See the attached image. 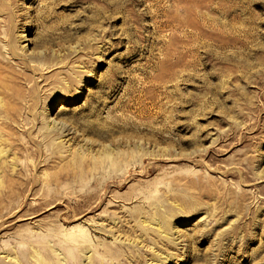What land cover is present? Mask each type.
<instances>
[{
    "label": "rangeland",
    "instance_id": "obj_1",
    "mask_svg": "<svg viewBox=\"0 0 264 264\" xmlns=\"http://www.w3.org/2000/svg\"><path fill=\"white\" fill-rule=\"evenodd\" d=\"M0 59L16 113L0 118L16 139L0 191L24 163L55 184L0 201L1 263L47 244L69 261L56 241L18 237L76 233L92 241L80 261L111 248L122 257L103 264H264V0H0ZM83 169L98 183L78 192L88 201L73 190Z\"/></svg>",
    "mask_w": 264,
    "mask_h": 264
},
{
    "label": "bare ground",
    "instance_id": "obj_2",
    "mask_svg": "<svg viewBox=\"0 0 264 264\" xmlns=\"http://www.w3.org/2000/svg\"><path fill=\"white\" fill-rule=\"evenodd\" d=\"M25 39H26V37H25ZM29 40L30 39H26L25 41H29ZM15 49L16 48L14 45L8 44L7 52L9 53V55L12 58L16 57V55H15L16 50ZM13 56H15V57H13ZM42 59H43V57H41V56H34L30 60L31 61H42ZM47 60H48V62L46 63V65H47L46 67H47V69H50V72L53 70H56L55 68L60 66V63H58L54 58L47 59ZM0 63L3 66V68H2L3 71H9V69H10L9 66L7 64H5L3 62V60L0 59ZM22 65H23L22 69L24 71L31 70V72L34 75L38 74V78L40 79V81L36 82L34 84H39L40 82L45 81L44 80L45 75L41 74L40 71L37 70V68L30 66L28 63H22ZM12 73H13L14 77L10 80V83L15 84L16 80L18 78L16 76L17 73H16V71H14ZM70 83L72 85H76V82L74 79H70ZM6 94H8V93L6 92ZM9 95L12 96L13 95L12 92L9 93ZM15 114H16L15 110L13 108H9L8 106L2 104L1 99H0V118L4 117L5 119H7L9 117H14ZM1 115H3V116H1ZM61 115L65 116V118H66V116H68V115H70V117L74 116V113L61 112ZM65 118H62V119L64 120ZM69 119H68V121H70ZM68 121H67V123H68ZM61 122H63V121H61ZM52 125H53L52 127L50 126L51 128H47L49 126V125H47V127H45V129L43 128V130L41 132H39L40 133L39 135L37 134L38 135L37 137L40 136L42 139L41 144L43 142H47L48 139L50 138V135L57 130L55 123H53ZM59 125H60V122H59ZM3 127L4 126L0 123V177H2L3 179H7V177L10 175L9 172L13 171V169H14L11 167L10 171L7 170V168H8L6 166L8 164L7 158H9L7 154L11 150L16 139L10 138L7 135V133L3 132ZM89 128H90V126H89ZM58 130H60V129H58ZM18 137H19V135H18ZM27 142L29 143L30 146L29 147L24 146V150H26L28 152L29 158L35 159L39 153L42 154V152H43L42 150H40L39 152L37 150L38 149V146H37L38 141L36 140V136H33V137L30 136V138H28ZM56 159H57L56 153L52 152L49 155L43 156L41 158V162L44 165H49L50 163H52ZM109 161H112V160H110L108 157H106V158L104 157V158L100 159V161L98 162L99 163V171H98L97 176L102 174L101 168H103V167H105V165L109 164ZM31 170H32V168L27 163H24L23 166L21 167V170L19 172H17V171L15 172V176H17V179L19 178L21 180V182L18 184L14 183L13 187L15 189V192L6 191V190L0 191V201H4V202L25 201L29 196L35 197V195H36V192L34 190L35 188L38 189L40 187H43L44 184L49 185V186H55L53 180L42 182L39 179L35 178L34 176H32ZM77 171L79 172V175H77L78 177H76L75 184L73 185L74 194H76L75 197L81 198V200H84V201L91 200L93 198L92 195L81 197L82 195L80 196L78 194V192H81L84 190H86V192H87L88 189H90L91 187H93V188L96 187V185L98 184L97 178L95 177V175H93V178H92V176H90V173H88L85 169H83L81 171H79V170H77ZM115 172H117V171H115ZM112 173H114V172H112ZM55 178L57 180H63V181H73L74 180L73 175L69 174L68 172H60L57 175H55ZM7 182H9V181H7ZM3 183H4V181H2V179L0 178V188L3 187ZM27 191L29 193H27ZM54 197L55 196L50 197V199L53 200ZM31 239L35 240L37 242H44L46 240L56 241L58 244V248L64 250L68 255H70V260L68 261L66 257L62 258L61 254L57 250H55V248L53 246H51L50 244H47L45 246H39L36 250L35 249L29 250V248H27L26 246L18 248V252L20 255L19 256L15 255L16 256L15 257L12 254L14 257L7 258V259H9V264H103L104 258H107L108 260L109 259L112 260V259H118V258L122 257V253L119 252L117 249L103 248L104 249L103 250L104 255L102 256V259L95 258L93 256L91 257V256L85 255L84 259L86 260V263L84 262L85 260L80 261L81 259L79 258L77 253H85V252L88 253L89 249H91V242L92 241L90 242L89 238L84 234L73 233V234H70L67 236H63V235H59V233H56L54 235H37V236L25 235V236L18 237V240H24V241H27V240L29 241ZM93 243H94V241H93ZM31 248H34V246L32 245L30 247V249ZM31 252H33V254H31ZM6 253H8V252H6ZM0 254H2V253H0ZM5 256L7 257L9 255H5ZM0 264H4V263L0 262Z\"/></svg>",
    "mask_w": 264,
    "mask_h": 264
}]
</instances>
